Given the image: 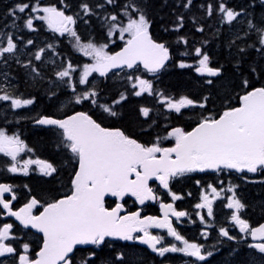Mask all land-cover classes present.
I'll list each match as a JSON object with an SVG mask.
<instances>
[{"label":"snow or ice","instance_id":"snow-or-ice-1","mask_svg":"<svg viewBox=\"0 0 264 264\" xmlns=\"http://www.w3.org/2000/svg\"><path fill=\"white\" fill-rule=\"evenodd\" d=\"M60 3L64 6L42 4L41 0H19L8 9L5 16L10 17L11 21L0 28L2 68H8L9 61H13L18 67L25 69L26 74L33 80L44 78V54L52 50L53 55H58L55 46L47 43L29 53L31 58L21 60L22 53L18 41L23 43L25 48L34 45V41L28 39L24 42L16 34L21 27L29 32H36L34 21H42L50 31L61 36L67 34L74 41L73 47L76 51L92 61L79 68L68 60L66 65H62L60 70L54 73L60 84H66L71 89L72 103L82 105L88 102L92 108H98L108 116L116 117L119 113L115 107L126 101L129 94L136 97L147 94L155 97L170 113L183 115L182 110L196 108L207 111V105L212 98L210 94L201 99L188 95H180L177 98L164 90H157L153 79L137 74L142 68L144 73L153 74L155 77L167 67L166 62L171 60L168 44L158 42L150 34L149 29L153 21L149 19L146 0H123L122 3H117V0H95L94 4L83 0L79 4V10L72 15L66 14L68 5L65 0H60ZM192 5L193 0H183L180 6L189 10ZM107 6H113L117 10L109 11ZM200 7L208 18L218 15L221 25L234 29L226 46L229 49L236 48V58L230 62L234 77L240 78L239 86L245 90L244 94L239 96V106L229 105L219 114L209 112L205 115L202 112L195 127L190 131L182 127H166V135L157 136L151 144L141 143L121 128L104 127L93 115L85 111H76L62 119L53 115H42L34 119L35 125L50 128L57 137V149L70 153V160L77 166L69 177L70 194L65 193L60 198L53 196L42 202L41 198L31 195L29 189L30 198L17 210H13V202L18 199L14 186L0 183V215L14 217L23 229H35L42 234V246L33 259L29 253L30 244L19 243L20 238L14 235L16 226L13 223H3L0 225V257L13 256L16 264H76L77 246H92L87 250V255L80 259L79 264H97L98 261L99 264H130L129 254L125 251L113 249L114 254L110 259L100 256L97 249L103 251V245L112 247L108 238L139 242L147 245L160 257H164L166 253H183L186 257L195 258L187 264L206 261L207 257L213 255L205 249L204 244L190 242L173 226L170 217L179 220L189 215L185 211H178L173 203L160 204L162 217H142L140 211L121 215L123 204L119 202L126 195L135 197L141 205L145 201L157 200L154 189L149 186V180L153 178L168 190L171 200L175 202L182 197L171 191L170 182L187 173L207 170L217 173L225 170L256 173L264 169V85L252 88L246 75V71L257 77L264 75V66L254 61L246 71L244 69L249 49H254L259 58H264V0H248L244 6L238 7H229L225 0H216V3L209 0L206 5L201 4ZM29 12L31 14H28ZM93 16L107 26L108 38L118 34L119 38L125 41L119 51L110 53L107 51V43L98 45L94 39L86 42L82 40L74 26L78 20L88 24ZM22 18L21 26L17 21ZM192 22L197 23L195 16L192 17ZM184 24L185 15L176 14L175 21L164 31L178 33L184 28ZM237 24L241 27L237 28ZM9 28L15 31L5 30ZM196 31L202 33L204 27L197 26ZM221 31L222 29L218 28L215 34L219 35ZM178 42L187 44V39L179 36ZM195 55L198 57L194 65L195 72L201 77L215 78L205 80L207 85L212 86L216 80L224 77V65L212 66V58L202 47L195 48ZM178 66L193 67L183 61ZM126 69L131 70V74L126 75L131 92L126 89L120 92L118 98L112 99L111 103H101L103 91L98 85L90 82L89 77L94 72L99 73L101 77H107L110 72L119 76ZM77 71L80 72L78 82L74 76ZM13 79L10 72L0 70V101L9 102L8 107L13 110L33 105L35 97L25 98L23 94H16L18 89L12 83ZM78 85L85 86L84 90H80ZM234 86V83L228 82L219 85L225 93ZM55 97L56 92L50 91L49 98ZM152 111L149 107L141 106L139 115L147 121L151 119ZM163 140L174 141V144L162 147ZM25 151L31 152L32 149L28 148L18 134L9 135L4 129H0V153L10 157V162H6L7 172L28 175L32 165L37 166L38 172L45 177H52L58 172V168L48 160L37 158L21 161L19 154ZM196 183L200 184V181L197 180ZM235 187L236 185H230L225 189L221 186L218 189L209 183L206 188L201 189L200 203L195 207L207 209V215L211 217L213 201L223 192H231L232 195L226 197L225 207L232 210L229 217L232 224L239 228L240 233L250 235L254 241H264V223L250 227L248 220L242 218L246 205L237 198ZM6 193L11 194L10 199L5 198ZM106 196L116 198L115 207L105 206ZM40 208L43 210L39 211ZM33 209H37L39 214H34ZM196 215L205 223V217L200 212ZM150 228L166 229L167 235L182 246L175 243L161 246L164 237L153 235L149 231ZM218 231L220 237L236 239L223 226ZM202 235H208L206 229L202 230ZM248 247L261 254L260 264H264V242L253 243ZM231 255H237V251L233 250ZM0 264H3V261H0ZM247 264H257L256 258L250 256Z\"/></svg>","mask_w":264,"mask_h":264},{"label":"trees","instance_id":"trees-1","mask_svg":"<svg viewBox=\"0 0 264 264\" xmlns=\"http://www.w3.org/2000/svg\"><path fill=\"white\" fill-rule=\"evenodd\" d=\"M30 2V0H24ZM46 4H56L58 7H63V4H60V0H43ZM15 2L19 0H0V28L5 24H9L8 20L10 17L5 16L8 9L15 5ZM83 0H65V4L68 5L66 10L67 14H74L79 10V4ZM89 3L94 4L95 0H88ZM123 0H117V3H122ZM183 0H146L148 6L149 19L153 21L150 26V34L153 39L158 42H166L170 48L171 60L167 63V67L155 77L153 74L144 73L141 69L140 75H143L145 78L153 79L155 87L157 90H164L167 94L179 97L180 95H188L194 99H201L205 95H211V100L207 105V111L196 109H187L185 112L187 119L193 121L191 123L198 122L201 113L207 115L209 112L212 114L221 113L225 107L239 106V96L244 94V89L240 87V78L234 77V72L232 68V63L234 61L236 48L233 47L229 49L226 46V42L232 36L234 29L228 25H221L219 23V16L214 15L211 18L205 16L203 9H201V4H207L209 0H193V5L189 10H185L180 6ZM213 3H216V0H212ZM248 0H225V3L229 7H238L244 6ZM109 11L117 10L113 6H107ZM185 15V24L184 28L178 33L175 31H164L165 28H170V25L175 21L176 14ZM259 14V9H257ZM103 15V13H101ZM196 17V24H193L192 17ZM39 26L37 32H30L28 37L34 41V45L30 46L32 48V53L41 46L39 44L40 37L38 33H42L45 36L48 43H51L55 46V52L59 53L66 58V62L71 60L75 66H80L84 63H88L89 59L80 55L75 54L72 49V42L65 38L63 40H58L50 32L44 31L43 23H35ZM202 25L204 31L197 32L196 27ZM237 28L241 27L240 24L236 25ZM43 28V29H42ZM76 30L81 36L83 41H88L89 39H94V42L99 44H108V49L110 53L117 51L124 43V40H121L117 36L108 38L107 36V26L103 25L100 20L95 16L91 17L88 24H84L82 20H78L76 24ZM222 29L219 35H216L217 29ZM14 30V29H12ZM184 36L187 39V44L183 42H178V37ZM42 37V36H41ZM127 38V37H125ZM255 38V37H253ZM204 41H207L205 44ZM251 43V41H249ZM243 46V45H241ZM202 47L205 52H207L212 58V66H217L218 64L224 65V77L221 80H216L215 84L209 86L205 83L207 79H215L209 77H201L195 72L194 65L198 57L195 55V48ZM62 50V51H61ZM182 53H187L182 55ZM44 56H47L48 59V72L44 74L48 78L47 81L52 83L49 86L41 84V79L36 78L35 80L31 79L27 83V88L29 91H32L36 102L33 105H30L27 108V112L31 114L25 116L24 118H13L11 119L12 123L17 124V129H23V131L31 130L32 132H25L24 138H26L31 145H35L36 150L38 151L42 146L49 148L51 152H57L55 144L52 142V139L45 138L46 133H36L35 131L42 130L40 126H35L34 119L42 115H53L56 118H59L64 113L70 112L72 109L78 108L83 109L84 104L76 105L72 103V93L71 89L64 84V87L58 84V79L55 77L54 73L58 71L59 65L57 60H53L52 50L46 51ZM85 58L87 60H85ZM50 61H54L52 64ZM183 61L186 64L193 65L191 68H180L178 65ZM257 62L259 65L264 66V58H259L254 49H249L248 54L245 57L244 69L247 70L248 66ZM40 64V62H37ZM131 74V71H124L119 76L114 75L112 72L108 74L107 77H101L100 75H94L89 81L95 83L103 91V96L101 98V103L107 102L111 103L112 99L118 98L120 92H124L126 89L128 92H131L130 86L127 84L126 75ZM246 75L251 82V87H259L264 85V75H255L248 74ZM222 82H228L229 84H235L236 86L230 87L225 93V90L220 89L219 85ZM26 88V89H27ZM80 90H84L85 86H78ZM250 90V89H248ZM56 92V97L50 99L49 92ZM63 100L67 103H63ZM64 104V106H63ZM141 106H146L151 108L153 111L150 113L151 119L145 120V118L139 115V108ZM64 108V110L62 109ZM115 110L119 113L116 117H110L106 113H103L100 109L96 108L94 117L99 120L101 123H107L109 126H118L127 133L133 135L139 141H143L142 138H149L155 140L156 135L159 131H165V128H169L176 124L173 119H180L172 113L168 112L166 109L160 105L155 97L148 96L147 94L142 95L141 97H136L129 94L128 99L121 103V105L116 106ZM16 117V116H15ZM31 117V118H30ZM185 117V118H186ZM190 117V118H189ZM30 118V119H29ZM32 120V121H31ZM155 121V123H153ZM50 129V128H49ZM45 131V130H44ZM55 150V151H54ZM40 152L35 153L38 155ZM57 168L58 172L54 174L53 178L50 180L54 181L52 184V192L60 193L59 197L63 196L65 193L70 194V179H69V170H66V178L63 181L62 188H60L57 179L62 172L61 168L59 170V165L57 162L50 160ZM196 173L188 174L187 176H194ZM235 178L229 180V185H236V193L240 196L245 205L247 211H253L256 218V222L264 220V174L259 176V180L248 181L244 178H240L237 174H234ZM39 180H34L30 187L35 193V196L41 198L42 202L47 200L44 193L47 192L45 187L47 186L45 179L39 178ZM42 180V182H39ZM49 180V179H48ZM209 183L210 178H204V183ZM63 190V191H61ZM105 205L108 206V202H105ZM214 229H211L209 233L208 240L204 241L205 249L213 253L212 256L207 257L206 261H197L196 264H247V260L250 256L255 257L251 251L246 248V245L239 243L241 239L228 240L226 238L220 237L219 233L213 232ZM17 236L21 239L22 243H29L31 245V257H34V254L39 250L41 246L42 239L39 235L29 231V230H18ZM112 247L107 245L101 246V249H97V252L102 258L107 257L111 258L113 255V249L115 251H125L129 254L130 264H179L177 259H172L168 255L164 257H159L154 254H150L145 250H140L139 248H134L127 243H121L118 241H108ZM91 248V247H90ZM82 248H77L75 252L76 264H79L80 259L83 256L87 255V250ZM233 250L237 251V255H231ZM260 256V255H259ZM194 261V260H192ZM257 264H260L261 260L256 259ZM99 264V261L97 262Z\"/></svg>","mask_w":264,"mask_h":264},{"label":"flooded vegetation","instance_id":"flooded-vegetation-1","mask_svg":"<svg viewBox=\"0 0 264 264\" xmlns=\"http://www.w3.org/2000/svg\"><path fill=\"white\" fill-rule=\"evenodd\" d=\"M25 2H28V1H25ZM16 3L17 2H15V4ZM41 3L46 4V3H44L43 0H41ZM10 21H11V18L8 20V23H10ZM39 22L43 23L42 21H34V25L37 29L36 32L38 31L39 26L36 25L35 23H39ZM17 23L22 26L23 18L20 21H17ZM74 27H76V25ZM5 30L6 31H15V29L12 30L11 28L5 29ZM44 31L48 32V33L50 32V34H52L54 37L58 38V40H63L65 38H67L72 43H74V41L69 36H67V35L61 36L59 33H54L52 31H50L49 29H47L46 25H44ZM29 33L30 32L27 29H23L21 27V30L19 32H17L16 34L22 38V41L26 42L29 39V37H28ZM38 35L40 37V39H38L39 44H41V46H45L48 43L45 36H43L42 33H38ZM18 43L20 44L21 53H22L20 56L21 60H27V59L31 58L30 55H28V54L32 53V48H30V46H32V45H29V46H27V48H25L23 43H21L20 41H18ZM72 49H73V52L75 54H77L76 49L73 47V44H72ZM56 53H58V55H53V60H57L58 64H60L59 69H58V70H60L61 66L66 64L68 61L66 62V58H64L59 53V51H57ZM48 59L49 58L47 56H44V61L42 64V71H43V77L44 78L40 80L41 84H43L45 86H47V85L49 86V84H50V82L47 81L48 78L44 74L45 72H48V69H47ZM35 63H37V62H35ZM37 64H39V63H37ZM9 65L10 66L8 68H2V65H0V70L8 71L11 73L12 77H14V79L12 80V83L18 89L16 94H23V96L25 98L34 97L32 91H29V89L26 86L28 81L31 80L32 77L27 75L26 70L18 67L13 61H9ZM125 71H127V70H125ZM93 76L91 75L89 77V80ZM38 79H40V78H38ZM58 84H60L59 81H58ZM60 85H62L64 87V84H60ZM78 86H80V85H78ZM35 102H36V98H35L34 103ZM8 104H9V102L0 101V129H4L7 132V134H9V135L14 134V133L18 134L20 136V138L28 146V148L32 149L31 152L25 151V152L20 153L19 159L21 161H23L26 159H37V158H39L42 160H48L49 162H51L50 160L57 162V164L59 165V170H60V168L62 170V172H60V175L58 176L57 182H58L60 188H62V185H63L62 180H64L66 178L65 177L66 176V170L67 169L69 170V177H70L73 174V171H72L73 168H75L77 166L74 162H72L70 160V153H67L65 150H62V149H60V150L57 149V146H56L57 137L47 126H40L42 128V130L35 131V132L36 133H44L45 132L46 133V135H44L45 138L52 139V142L56 146V148H53V149H55L57 152H55V153L51 152L49 150V148H46L45 145L42 146L37 151L36 148H38V147H36L35 145H31L29 143V141L26 138H24L25 132L31 133L32 131L31 130L23 131V129H17V124L16 123L13 124L11 121V119H13V118H21L22 119L25 116L31 114V112H27L28 111L27 108L30 105H28L24 108L13 110L10 107H8ZM62 109L64 110V108H62ZM76 111L89 112V114L93 115L94 119L97 118V117H94V114L92 113V112L96 111V108L95 109L92 108L91 104L88 102H85L83 109L75 108V109H72L70 112H67V113H65L63 111L64 114L62 116H60L59 118L60 119L65 118V116L72 115ZM185 111L186 110H182L183 115H178V114L173 112L172 115H175L176 117H178L180 119V121L177 118H174L173 121L176 124H174V126H172V127H182L187 131H190L193 127H195L196 123H191L193 121V119L192 120L187 119L186 116H189V115H187ZM97 121L99 122V120H97ZM32 124L35 125L34 123H32ZM35 126H37V125H35ZM102 126L110 127V128H118V126H109V125H107V123H104V124L102 123ZM165 135H166V132L161 130L157 133L156 137L157 136H165ZM148 139L149 138H147V139L142 138L143 141H140V142L145 143V144H151L155 141V140L154 141L151 140L152 142L150 143ZM172 144H174V141H169V140L161 141L162 147H170V146H172ZM37 152H40V154H38L40 156L34 155ZM6 162H10V157H5L2 153H0V183H8L10 185H13L14 190L18 196V199L13 202V210L19 209L20 207L23 206V204H25L27 202V200L30 198V194H29V189H31L30 184L32 185L34 180H39L38 177L43 178V179H45V181L48 182V183H46L47 186L45 187V189H47V192L43 194V195H45L44 197H46L47 199H50L53 196H55V198H60L59 197V195H60L59 191L58 192H52L51 191L52 190L51 186L54 183V181L50 180V178H53V176L52 177L42 176L38 172L37 166H35V165L30 166L31 170L29 171L28 175H24L23 173H15V174L9 173L6 170ZM193 173H196L197 175L187 176L188 174H193ZM234 174H237L238 177L244 178L248 181L259 180L260 179L259 176L264 174V169H262L256 173H248L246 171L242 172V173H238V172H235L234 170H232V171L225 170V171L219 172V173L208 172V171L187 173L183 177L174 178L170 182L171 191L175 192L176 194H178L182 197L180 200H177L175 202H173L171 200V196L168 194V190L164 189L162 186L159 185L158 181L154 180V181H151L149 183V186L154 189V192H155L156 196L158 197V199L154 200V201H150V200L145 201V203L143 205H138L135 198H132L130 196H125L124 199L120 202L123 204V209L121 211V215H125V214H128L130 212L140 211L142 217L143 216L162 217L163 213L161 211L160 204L161 203H173V206L178 211H185L189 214L188 216L182 217L179 220H177L176 217H170V219L173 222V226L176 227L177 230L186 239H188L190 242L195 241L197 243L204 244V241L208 240V238H209V233L211 232V229H214L213 232L219 233V231H218L219 228L223 226L229 230L230 235L236 237V239H241L239 241V243L245 244L246 248L249 251H251L253 253V255H255L256 259L261 260L262 259L261 254H259L255 249H250L248 246L250 244H253V243L264 242V241H254L251 239L250 235H245L244 233H240L239 228L234 226L229 219L232 210L225 207V205L227 204L226 197L231 196L232 195L231 192L225 191L221 194V196L219 198H217L216 200L213 201V216H211V217L216 219L217 215H219L218 216L219 218L217 220H214V223L211 226L206 225V222H209L208 219L211 218L207 215V209H197L195 207V205L197 203H200V195H201V189L202 188H206V186L209 183H211L214 186H216L218 189L221 186H223L225 189H227L230 186L229 180H231L232 178H235ZM205 177L210 178L209 183H206V182L204 183ZM132 178L134 179V177H132ZM197 180L200 181V184L196 183ZM39 182H42V180H40ZM25 185H27L28 187L26 188ZM61 191H63V190H61ZM234 191H235L237 198H239L244 203L243 199L240 196H238V194L236 193V189H234ZM31 195H35V193H33L32 189H31ZM10 197H11V194H8V193L5 194L6 199H10ZM106 201L108 202V206H106V205L105 206L108 208L115 207V204L117 202L116 199H107ZM41 210H42V208L39 209V211H41ZM39 211L37 209H33L34 214H39ZM197 212H200V214L205 217V223H202L200 221L199 217L196 215ZM222 214H223V218H221ZM254 217L256 218L253 211H247L246 208L242 211V218L248 220L250 227H256L259 224H261L262 222H264V220H260V221L256 222ZM3 223H13L16 226L17 230L14 233L15 236H17V231L19 229L23 230V228L12 217H8L6 215H0V225H2ZM204 229H206L208 232V235L206 237L204 235H202V230H204ZM24 230H28V229H24ZM29 231H31V230H29ZM149 231L153 235H160V236L164 237V241H162L161 246H167L171 243H175V244H177V246H182V245H180V242L175 241V239L173 237H170L167 235L166 229L150 228ZM41 239H42V237H41ZM20 240L21 239H19V243H22ZM108 241H118V240H108ZM234 241H235V239H234ZM118 242H121V241H118ZM121 243H127V244L131 245L132 247L134 246V248H139L140 250H145L146 252H148L150 254H154L156 256H159L156 253L152 252L147 246L140 245L137 242L123 241ZM41 244H42V242H41ZM16 246L19 247V244H17ZM90 247H92V246H90ZM90 247H87V248H90ZM82 249H86V248H82ZM36 252H35V254H36ZM29 253L31 255V245H30ZM35 254H34L33 259L35 258ZM166 255H168L172 259H177L179 264H187V262L195 260L194 257H186V256H184L183 253H166L165 256ZM0 261H3V264H16L15 257H13V256H9L7 258L0 257ZM168 264H170V263H168Z\"/></svg>","mask_w":264,"mask_h":264},{"label":"water","instance_id":"water-1","mask_svg":"<svg viewBox=\"0 0 264 264\" xmlns=\"http://www.w3.org/2000/svg\"><path fill=\"white\" fill-rule=\"evenodd\" d=\"M124 46V44L117 50V51H119L122 47ZM117 51H115V52H117ZM115 52H113V53H115ZM169 62V61H168ZM168 62H166V64L168 63ZM142 69V68H141ZM127 70V69H126ZM113 71H117V70H113ZM127 71H131V70H127ZM198 74V73H197ZM199 75V74H198ZM208 172H214V171H212V170H207ZM134 177V176H133ZM155 179L153 178V179H150L149 180V183L151 182V181H154ZM126 196H130V197H132V198H135V197H133V196H131V195H126ZM107 199H116V198H114V197H111V196H106L105 197V201L107 200ZM124 199V197L119 201V202H121L122 200ZM136 199V198H135ZM150 201H154V200H150ZM138 203V202H137ZM138 205H141V204H139L138 203ZM43 210V209H42ZM41 210V211H42ZM14 220H15V218L14 217H12ZM16 221V220H15ZM18 224H19V222L18 221H16ZM262 223H264V222H262ZM22 228H23V226L22 225H20ZM259 226V225H258ZM257 227V226H256ZM28 230H31L32 232H34V233H36V234H38L39 236H41L42 237V234L41 233H39V232H37L35 229H28ZM251 239H252V237H251ZM108 240H114V239H112V238H108ZM253 240V239H252ZM118 241H120V240H118ZM121 242H123V241H121ZM137 243H139V242H137ZM140 244V243H139ZM140 245H143V244H140ZM41 246H42V244H41ZM144 246H147V245H144ZM87 247H90V246H77V248H87ZM151 250V249H150ZM39 251V250H38ZM37 251V252H38Z\"/></svg>","mask_w":264,"mask_h":264},{"label":"rangeland","instance_id":"rangeland-1","mask_svg":"<svg viewBox=\"0 0 264 264\" xmlns=\"http://www.w3.org/2000/svg\"><path fill=\"white\" fill-rule=\"evenodd\" d=\"M28 14H31L30 12L28 13ZM42 14V13H41ZM48 29V28H47ZM65 35H67V34H65ZM115 36H117L118 38H119V35L118 34H116ZM76 53L77 54H80L78 51H76ZM80 55H82V54H80ZM86 58H88V57H86ZM85 58V60H87ZM89 59V61H88V63H91L92 61H91V59L90 58H88ZM64 65H66V64H64ZM82 66H83V64L82 65H80V66H78L79 68H82ZM79 75H80V72L79 71H77L76 73H74V76L77 78V82H78V77H79ZM93 75H99V73H92V76ZM65 79H67V78H65ZM80 88H81V85H80ZM63 103H67V101H65V100H63ZM63 106H64V104H63ZM219 214V213H218ZM219 215H217V218L216 219H214L213 217H211V218H209L208 219V221L209 222H206V225L207 226H211L213 223H214V220H217L219 217H218ZM221 218H223V214L221 215Z\"/></svg>","mask_w":264,"mask_h":264},{"label":"bare ground","instance_id":"bare-ground-1","mask_svg":"<svg viewBox=\"0 0 264 264\" xmlns=\"http://www.w3.org/2000/svg\"><path fill=\"white\" fill-rule=\"evenodd\" d=\"M171 53V52H170ZM113 72H115V71H113ZM238 107V106H237ZM40 249V248H39Z\"/></svg>","mask_w":264,"mask_h":264}]
</instances>
